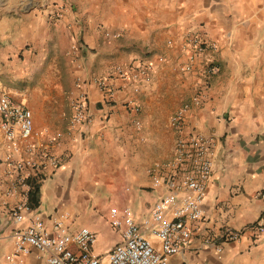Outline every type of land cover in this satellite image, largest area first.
Returning a JSON list of instances; mask_svg holds the SVG:
<instances>
[{"label":"crops","instance_id":"0c3cea01","mask_svg":"<svg viewBox=\"0 0 264 264\" xmlns=\"http://www.w3.org/2000/svg\"><path fill=\"white\" fill-rule=\"evenodd\" d=\"M190 38L214 48L195 53ZM0 62L10 65L0 95L31 111L35 149L60 159L16 222L10 211L23 190L5 175L0 129V264H45L35 248L14 251V232L34 217L48 233L62 216L70 231L88 228L92 253L104 257L121 241L110 208L145 217L167 192L151 170L173 157L172 118L184 104L183 132L212 138L213 167L203 219L189 223L188 244L167 264H264V229L254 227L264 213V0H10ZM116 66L145 74L124 82ZM81 95L89 120L71 126ZM226 230L238 239L222 240Z\"/></svg>","mask_w":264,"mask_h":264},{"label":"built area","instance_id":"2783aa9c","mask_svg":"<svg viewBox=\"0 0 264 264\" xmlns=\"http://www.w3.org/2000/svg\"><path fill=\"white\" fill-rule=\"evenodd\" d=\"M105 36L111 35L105 33ZM189 42L195 53L214 48L213 44L205 45L196 38H190ZM114 70L124 82L135 81L140 74H145L144 70L135 72L123 66H116ZM182 70L189 71L190 66H184ZM208 71L215 74L218 67L211 63ZM97 85L103 90L108 89L104 80H98ZM197 100V97L193 98L194 102ZM129 102L132 104L133 100ZM133 108L135 112L139 111L138 106L134 105ZM71 110V126L89 120L83 95L72 102ZM189 110L190 105L184 104L172 118L178 131L173 157L165 165H157L151 170L153 185H163L167 192L154 203L145 217L137 215L129 207L110 208L109 225L119 230L121 241L104 257L92 253L97 234L85 227L70 231L63 223V216L54 220L53 233L45 230L38 217L15 231V254L26 255L31 248H35L46 254L45 264H167L171 255L188 244L191 236L189 223L203 219L202 202L212 176V138L193 130L183 132L184 117ZM0 129L3 134L5 175L13 187L19 186L23 190L22 199L10 211L15 221L21 222L24 211L29 210L30 181L34 179L39 182L43 170L47 166L57 167L60 159L48 149H35L32 139L36 133L31 111L15 103L7 94L0 95ZM180 194L182 198L178 199ZM137 217L140 218L139 222L136 221ZM254 227L258 232L264 229V213ZM145 233L158 239V249ZM238 237L239 232L232 230H226L221 236L224 241ZM205 242L210 243L211 239Z\"/></svg>","mask_w":264,"mask_h":264},{"label":"trees","instance_id":"16d2710c","mask_svg":"<svg viewBox=\"0 0 264 264\" xmlns=\"http://www.w3.org/2000/svg\"><path fill=\"white\" fill-rule=\"evenodd\" d=\"M31 189L28 192V207L34 208L37 205L38 182L34 179L30 181Z\"/></svg>","mask_w":264,"mask_h":264},{"label":"rangeland","instance_id":"374dc122","mask_svg":"<svg viewBox=\"0 0 264 264\" xmlns=\"http://www.w3.org/2000/svg\"><path fill=\"white\" fill-rule=\"evenodd\" d=\"M10 9V0H0V15L2 12ZM10 65L5 62H0V76L8 73ZM7 71V72H6ZM2 72V73H1Z\"/></svg>","mask_w":264,"mask_h":264}]
</instances>
